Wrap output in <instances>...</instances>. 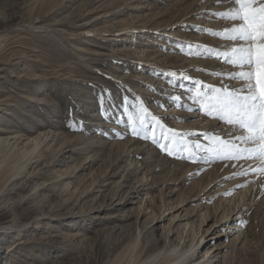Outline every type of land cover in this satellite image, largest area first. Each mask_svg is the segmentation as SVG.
Masks as SVG:
<instances>
[{
	"label": "rangeland",
	"instance_id": "1",
	"mask_svg": "<svg viewBox=\"0 0 264 264\" xmlns=\"http://www.w3.org/2000/svg\"><path fill=\"white\" fill-rule=\"evenodd\" d=\"M231 6L0 0V136L22 144L48 136L27 156L13 144L0 147V167L17 171L0 176V223L9 222L0 240L27 243L2 264L14 256L17 264H264V171H257L264 161L212 160L203 151L197 162L169 156L126 130L122 106L125 96L128 106L139 98L185 144L208 146L204 134L239 135L192 99L193 80L220 87L211 73L237 70L213 55L231 42L207 31L233 23L213 15ZM231 216L239 231L214 238L224 229L214 227Z\"/></svg>",
	"mask_w": 264,
	"mask_h": 264
},
{
	"label": "snow or ice",
	"instance_id": "2",
	"mask_svg": "<svg viewBox=\"0 0 264 264\" xmlns=\"http://www.w3.org/2000/svg\"><path fill=\"white\" fill-rule=\"evenodd\" d=\"M217 2L223 3L224 0ZM213 15L233 22L223 32L207 30L210 35L231 42V46L213 53L214 58L237 70L211 73L220 78V87L193 80L192 99L204 115L238 129L239 135L234 139H224L218 134H204V138L209 141L208 146H202L199 142L185 144L180 134L153 117L139 98L137 104L128 106L127 96L123 98L125 103L122 105L124 115L127 116L126 130L134 137L151 140L169 156L191 159L192 162H197L201 151L207 153L212 160L264 161V0H232V6L226 11ZM188 54H192L191 49ZM170 75L174 77L176 73ZM181 76L189 79L187 74L181 73ZM225 80L243 83L234 88L231 83H224ZM104 99L105 97H101L102 101ZM130 107L134 109L131 112ZM150 119L154 123L149 124ZM116 122L125 123L121 119ZM239 174L246 175L247 171Z\"/></svg>",
	"mask_w": 264,
	"mask_h": 264
},
{
	"label": "bare ground",
	"instance_id": "3",
	"mask_svg": "<svg viewBox=\"0 0 264 264\" xmlns=\"http://www.w3.org/2000/svg\"><path fill=\"white\" fill-rule=\"evenodd\" d=\"M125 28V27H124ZM125 31V30H124ZM128 32V31H127ZM139 32H145V31H137V33H139ZM131 34H133V37H131V38H129V42H130V45H136L137 43L135 42L136 41V39H137V34L135 33V32H133V33H131ZM111 41L112 40H114V39H110ZM141 59V58H140ZM145 66H147L148 67V65H145ZM188 116H198V113H190ZM181 126V125H180ZM180 126L178 125V126H175V128L177 129H179L180 128ZM182 127H184V126H182ZM42 136V137H41ZM47 135H45V134H42V132H40V134L39 135H36V136H31L30 137V139L28 140V142L27 143H24V144H22L20 141H19V139H20V137H16V136H14V137H7V136H3V137H1L0 136V147L1 146H4L5 144H13L14 145V149L16 148V149H18V150H16V153H18L20 150H22V155L23 156H27L30 152L31 153H34V152H37V151H41V149L43 148V147H46V145H45V141L47 140ZM48 141V140H47ZM46 141V142H47ZM30 144H32L33 146H31V148H30V150L28 151V150H26L27 149V145H30ZM20 145V146H19ZM26 146V147H25ZM24 147H25V149H24ZM47 148H48V145H47ZM46 148V149H47ZM150 154H151V152H150ZM30 155V154H29ZM155 160V159H154ZM24 166V165H23ZM14 164H8V165H6L5 167H3V168H1L0 167V172H2L1 174H0V176L2 175V174H7V173H9V172H14L13 170H14ZM24 168V167H23ZM16 171V170H15ZM17 172V171H16ZM16 172L15 173H13L14 175L16 174ZM13 176V175H12ZM0 211H1V213H5L6 212V210H4L3 208H1L0 209ZM235 216V215H234ZM234 216H231L230 218H226L224 221H222V222H220V223H218L215 227H214V230L215 229H218V228H223L224 227V229H223V232H221L220 234H214L213 235V237L214 238H218V236L219 237H223V236H229V235H232V234H234L235 232H238L239 231V229H237V226H236V224H235V222L238 220V218H236V217H234ZM8 224H9V222L7 221V222H4V223H0V235H2V234H8L9 232L7 231V226H8ZM187 224V223H186ZM28 225H25V226H23L22 227V229H24L25 227H27ZM210 226V225H209ZM214 226V224L212 225V226H210L207 230H205L204 231V233L201 235V238H200V240L198 241V243H197V246L201 243V241L204 239V237H205V235L208 233V231L212 228ZM18 229L17 230H13L12 229V231H14V232H16V231H20V227H17ZM213 230V231H214ZM12 231H10V232H12ZM13 233V232H12ZM2 239V238H1ZM5 238L4 239H2V240H0V264H2V260L5 258V257H3L4 256V254H6V256H13V254H16V253H19L17 250H16V248H17V246H21V245H24V244H27L26 242H19V243H16V245H15V247H6V246H4L5 245ZM217 251V250H216ZM209 252V251H208ZM198 252H197V249H195L194 250V252H193V254H192V257H191V259L192 258H194L196 255H198L197 254ZM20 256H23V255H20ZM188 256H190V255H188ZM171 256H169V255H166L165 256V258H164V260H167V259H169ZM216 258V255H214L213 256V258ZM188 258V257H187ZM12 261H11V263H14V264H17L18 262L17 261H20L21 259L20 258H17L16 256H14V259H11ZM201 261V260H200ZM199 261V262H200ZM215 262H211V261H209V262H203V263H199V264H214ZM10 264V263H9Z\"/></svg>",
	"mask_w": 264,
	"mask_h": 264
}]
</instances>
